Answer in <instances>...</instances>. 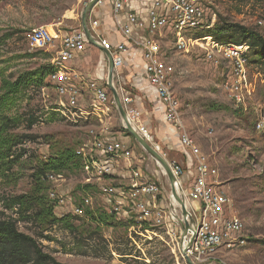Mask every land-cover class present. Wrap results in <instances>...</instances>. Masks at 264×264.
I'll return each instance as SVG.
<instances>
[{"label":"rangeland","instance_id":"1","mask_svg":"<svg viewBox=\"0 0 264 264\" xmlns=\"http://www.w3.org/2000/svg\"><path fill=\"white\" fill-rule=\"evenodd\" d=\"M90 2L0 0V156L4 157L0 161V213L20 219L15 211L6 209L3 201L11 196L30 195L54 207L58 218L72 216L73 232L49 221L18 223L20 232L34 237L43 253L61 264H187L177 249L178 236L168 235L163 227L140 226L136 214L122 215L100 225L86 218L88 212L111 215L113 208L105 203L99 187L85 184L87 176L82 166L61 172L65 180L60 187L51 184L49 173L42 174L39 167L63 150H74L78 155L87 153L95 137L99 138L105 129L115 135L123 131L119 114L114 112L107 122L101 123L91 114L90 101L84 105L86 113L70 108L57 95L50 72L43 75V84L36 83L39 70L49 67L53 56L30 48V32L39 27L62 32L77 30ZM222 24L240 25L264 37V0H207L203 28L188 35L193 39L212 37L211 31ZM164 42L167 62L176 71L174 91L182 111V127L172 128L173 134L166 130L167 135L172 134L178 142L186 132L195 140L210 165L218 170L217 183L232 200L231 214L245 224L240 236L245 245L220 249L207 264H264V132L255 128L257 114H264V72L254 63L250 65L253 96L247 111H242L224 88L227 64L207 60L204 44L190 54H177L172 37ZM94 51L89 53L93 58L83 60L87 70L94 71L99 61L100 55H93ZM17 80L30 84L12 93L10 85ZM10 138L15 144L9 142ZM156 141L160 142L158 138ZM161 150L169 151L165 145ZM169 154L167 160L171 164H180L178 153ZM143 158L145 173L164 184L166 195L171 197L162 167L146 151ZM52 193L68 200L60 204L51 197ZM84 197H90L92 205L86 209L85 217H78L71 212L68 201L81 206ZM146 230H153L156 235Z\"/></svg>","mask_w":264,"mask_h":264},{"label":"built area","instance_id":"2","mask_svg":"<svg viewBox=\"0 0 264 264\" xmlns=\"http://www.w3.org/2000/svg\"><path fill=\"white\" fill-rule=\"evenodd\" d=\"M207 0H100L89 18L92 44L82 29L62 32L48 27L33 29L28 37L33 51L52 54L50 81L57 95L70 108L86 113L88 101L99 122L115 112L120 115L113 91L120 99L127 121L133 130L169 164L176 177V187L183 195L190 229L183 235L184 218L173 197L166 195L163 185L153 181L143 169V147L128 134L121 118L123 131L115 135L107 129L92 142L87 153L80 154L85 184L96 185L105 203L117 217L136 214L140 226L165 228L168 235L179 237L177 249L185 260L184 250L194 264H207L220 249L232 250L245 245L240 236L245 230L243 220L230 212L232 200L217 183L218 170L202 154L195 140L186 132L179 136L178 148L184 164H171L162 152L163 142L147 123L149 108L162 115L164 124L179 130L182 127L181 104L174 91L176 71L167 62L165 40L174 39L177 54H190L195 47H206L207 60L227 64L224 88L235 107L247 111L252 99L249 83L250 47L247 44H220L212 37L193 39L189 32L201 29L206 20ZM109 8V12L105 9ZM197 45V46H196ZM100 48V49H99ZM98 50L102 62L94 71L82 66L88 50ZM113 62L112 79L106 53ZM88 104V103H87ZM90 114V113H89ZM121 117V116H120ZM257 131L264 132V114H257ZM173 133V132H172ZM123 167L127 183L114 184ZM47 179L60 187L64 175L51 172ZM60 204L68 199L56 196ZM72 213L85 217L92 205L90 197L83 205L72 201ZM92 211V210H91ZM156 235L153 230H146Z\"/></svg>","mask_w":264,"mask_h":264},{"label":"trees","instance_id":"3","mask_svg":"<svg viewBox=\"0 0 264 264\" xmlns=\"http://www.w3.org/2000/svg\"><path fill=\"white\" fill-rule=\"evenodd\" d=\"M211 32V36L220 44H247L250 47V53L254 57L250 59V64L257 65L264 72V37L260 33L240 25L231 24H222ZM39 71V80L36 83L43 84V75L49 72L52 73L53 69L49 66ZM29 84V81L17 80L10 85L11 92L14 93L22 86L27 87ZM9 142L15 144L14 138H10ZM6 156H9V154H6ZM3 158L1 155L0 161ZM80 166H82L81 159L74 150H63L39 167L42 168V174H45L51 172L61 173L64 170L79 168ZM1 171L2 167H0V175ZM34 177H38V175ZM38 191L42 193L43 190L39 188ZM3 203L7 210L15 211L14 214L20 219L5 217L4 214L0 213V264H61L45 255L34 237L20 232L18 223L49 221L62 230L73 232L75 230L74 218L70 215L58 218L54 213V207L46 206L45 202H40L37 198L32 199L30 195L11 196ZM88 214L90 216L87 215L86 218H90L92 222H97L98 225L117 220L115 214L109 215L106 212L99 216H95L91 212H88Z\"/></svg>","mask_w":264,"mask_h":264},{"label":"water","instance_id":"4","mask_svg":"<svg viewBox=\"0 0 264 264\" xmlns=\"http://www.w3.org/2000/svg\"><path fill=\"white\" fill-rule=\"evenodd\" d=\"M100 0H91V2L89 4H87L83 15H82V20H81V24H82V29L84 31V33L86 34L88 40L92 43L95 44L92 40V36L90 34L89 31V27H88V21L90 18V15L93 11V9L95 8V6L97 5V3ZM96 45V44H95ZM100 49V48H99ZM108 57V62H109V69H110V82L112 79V71H113V62L111 59V55L107 50H103ZM114 94V99H115V103L117 105L118 111L120 113L121 118L123 119V121L126 124V130L128 132V134L130 136H132L142 147L143 149L148 152L157 162L158 164H160V166L162 167V169L164 170L166 176L168 177L169 183H170V187H171V194L173 199H175L176 204L181 208V212H182V216L184 218L185 224H184V228H183V235L185 236L187 234V231L190 229V224H194L193 220H190V222H188V210H187V205L185 202V199L183 197V195L181 194V191L179 193L177 187H176V177L174 176L171 167L169 166L168 162L160 155L158 154L149 144H147L134 130L133 128L129 125L128 121H127V116L126 113L121 105L120 99L118 98L117 94L113 91ZM184 256H185V260L187 262V264H194L192 262V260L189 258V256L187 255L186 250H184Z\"/></svg>","mask_w":264,"mask_h":264},{"label":"crops","instance_id":"5","mask_svg":"<svg viewBox=\"0 0 264 264\" xmlns=\"http://www.w3.org/2000/svg\"><path fill=\"white\" fill-rule=\"evenodd\" d=\"M105 11L109 12V8L105 9ZM81 25L82 24L80 23L79 27ZM92 51L93 50H91V49L87 51V53L85 55V58H83L84 61L88 60V58H91V57L93 58L94 57V56L89 55V53L92 52ZM93 53H94L93 55H100V57L98 58L99 61H98L97 66L95 68V69H97L98 66H100V63H103L102 62V58H101V54H100V52L98 50L94 51ZM84 61H83L84 65L82 63L81 64L85 68V62ZM147 123L150 126L151 130L157 135V138L159 139V141L163 142V145L167 146V148L169 150L167 152V154L170 155L169 153L173 152L174 154L177 155V153H178L177 156L179 157V159H178L179 163L180 164H184V159L181 157L180 151H179V148H178V142H177V140L172 138V134H173L172 133V129L171 128L169 129V127H167L164 124L162 115H157V114L153 113V110L150 107L149 108L148 117H147ZM166 130H169V132L166 131ZM167 132H168V134L169 133H172V134H170V136H168ZM175 152H177V153H175ZM155 176H157V175H155ZM151 177H154V175L151 176ZM115 181L119 182V183H127L128 177H127L123 167H121L119 169V172H118V174L115 177ZM162 185H163V187L165 189L164 184H162Z\"/></svg>","mask_w":264,"mask_h":264},{"label":"bare ground","instance_id":"6","mask_svg":"<svg viewBox=\"0 0 264 264\" xmlns=\"http://www.w3.org/2000/svg\"><path fill=\"white\" fill-rule=\"evenodd\" d=\"M160 165V164H159ZM174 202L176 203L175 199H174ZM177 205V204H176Z\"/></svg>","mask_w":264,"mask_h":264}]
</instances>
